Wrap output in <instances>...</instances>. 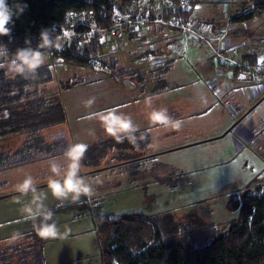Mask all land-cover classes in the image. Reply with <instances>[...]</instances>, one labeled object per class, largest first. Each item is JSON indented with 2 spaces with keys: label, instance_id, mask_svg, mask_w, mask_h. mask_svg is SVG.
<instances>
[{
  "label": "rangeland",
  "instance_id": "1",
  "mask_svg": "<svg viewBox=\"0 0 264 264\" xmlns=\"http://www.w3.org/2000/svg\"><path fill=\"white\" fill-rule=\"evenodd\" d=\"M141 1L144 0H139ZM185 1L189 2L188 9L192 10L191 18L195 21L207 23L198 18L202 11L211 16L216 11L218 15L225 16V21L232 23L230 29L226 26L225 39L238 49L233 58L235 61L244 63L239 54L245 51L250 53L254 48L251 43H254L262 46L257 59L264 63V33L260 32L264 31V25L262 29L257 26L264 23V9L251 12L260 0H245V8L250 9L246 15L241 11L240 0ZM116 2L118 6L121 0ZM253 16L254 20L247 22ZM235 21L237 25L234 24ZM85 22V15L79 17L74 14L69 18L68 24L61 28L62 31L68 30L67 35L62 36V46L64 41L67 42L74 35L70 30H77ZM154 29L143 27L135 37L124 40L133 44L132 51H123L122 44L117 46L118 51H123V63L134 65V50H146L153 46L160 51L158 54L162 59L170 58L167 57L168 49L174 42L167 37L170 28H156L153 31ZM170 30L180 32L178 29ZM197 30L200 28L197 27ZM149 31H153L155 37H150ZM188 31L190 32L185 33L184 44L191 43L189 36H192L193 30ZM144 36H149L148 41H145ZM78 39L76 42L85 44L83 38ZM197 43H192L182 51L181 47L179 50L175 49L174 53L181 52L182 56L174 59L172 69L163 76L168 82L167 89L155 95L150 93L157 81V75L153 74L148 76L144 93L134 83V86L128 85L132 89L124 87L125 96L120 95V101L129 97L128 94L140 97V101L153 96V105L162 104V108H166L174 119L182 121L181 129L157 130L150 126L147 114V127L142 129H148L145 134L148 135V146L140 147L136 157L111 158L110 155L94 166L92 163L82 164L80 175L92 185L93 195L90 198L81 197V202H65L62 207H58L59 202L47 189V180L51 176L49 160L55 158L63 162L62 154L70 144H89L108 136L94 114L106 110L107 107L104 106L113 103L114 94L111 89L116 84L123 85V82H116L109 67L104 70L96 69L101 73H94L87 66L83 68L71 65L72 61L66 66L53 63L51 68L55 73L54 80L39 88L44 95L48 94L64 103L66 121L41 129L38 136L10 133L0 138V247L6 248L11 244L9 238L14 232L24 233L34 228V222L24 221L22 212L25 204L32 199L31 194L22 196L15 191V185L27 175L33 176L37 188L46 194L44 203L53 212V220L59 229L56 238L45 239L43 243V257L48 264H101L98 229L106 217L119 218L133 214L150 216L158 212H170L177 221L188 222L193 227L198 222H212L220 231L228 229L230 220L239 218L238 211L231 212L226 203L228 194L240 191V188H225L229 193L215 196L214 200L209 199L216 191V184L229 179L234 173L253 175L242 188L245 192L256 196L251 189H255L258 184L264 186V173L258 177L261 168L260 161H257V158L264 159L259 154L264 153V133L259 130L264 128V103L244 116L264 97V69L238 70L237 75L242 74L239 77L248 79L250 75L247 72L251 70L256 75V79L250 81L246 89L244 83L232 79L234 65L220 64L210 48L201 42ZM143 44L146 47L143 48ZM6 47L10 53L20 48L16 47L15 42ZM109 52L110 48L107 49V53ZM45 57L46 63L51 64L52 59L47 54ZM217 70L220 71L219 74ZM223 72L226 73L222 75ZM82 78L90 81H80ZM93 82L97 84L92 86ZM251 88L255 92L262 90L258 97H250V101L247 91H252ZM92 97H95V102L91 107H86L85 102ZM136 109H139L138 106ZM118 111L125 114L123 109ZM129 116L140 130V120ZM238 121H241L242 128L251 131L252 138H246L239 127L234 126ZM228 129H233L231 135L226 134ZM219 135L222 138L209 141V137ZM196 141L200 143L195 144ZM29 143H37V147L29 148ZM113 149L112 154L119 152L117 148ZM247 154L253 158H247ZM261 166L264 167V162ZM175 168L181 173L176 172ZM258 179L263 182H256Z\"/></svg>",
  "mask_w": 264,
  "mask_h": 264
},
{
  "label": "trees",
  "instance_id": "2",
  "mask_svg": "<svg viewBox=\"0 0 264 264\" xmlns=\"http://www.w3.org/2000/svg\"><path fill=\"white\" fill-rule=\"evenodd\" d=\"M172 1L178 3L180 0ZM131 2L132 0H121L117 6L116 0H8L14 12L20 5L27 7L23 13L13 16L14 23L9 25L11 34L0 36V44L5 46L15 42L16 47L35 48L39 43L42 29H50L53 36L62 37L61 28L68 24L69 18L74 14H78L79 17L85 15L87 22L81 24L72 39L64 41L61 50L57 51L55 48L42 50L52 62L45 63L35 77L31 73H25L28 77L26 80L20 77L14 80L7 79L4 70L0 69V138L10 133L38 136L41 129L66 121L64 103L48 94L44 95L39 88L40 85L54 80L55 73L51 68L53 63L66 66L72 61L73 66L83 68L87 66L94 73H101L93 64L99 60L103 68L111 69L116 82L133 86L135 83L142 93L148 83V76L153 74L157 75V81L151 94L160 93L168 88V82L163 76L172 69L174 58L162 59L158 54L159 50L141 48L134 50L136 55L134 65L123 63L121 60L123 51L133 50V44H128L129 41L124 40L135 37L138 32L121 24L112 10L114 7H118L122 12L130 10L134 7ZM154 3L155 0L149 2L138 0L136 11H142L147 5L153 7ZM166 3L167 0L162 2L160 13H156L154 8L153 11L156 14L163 13L166 17H180L184 20L191 18L192 10L188 9V6L178 7L176 13L172 15L170 11L165 10ZM256 7L264 9V3L257 4ZM222 20L205 24L212 23L213 33L218 35L225 29ZM218 25L221 26L217 27ZM151 27L169 28L159 25ZM93 28L99 32L89 36ZM118 28H121L122 32L120 37L114 34ZM180 32V37L185 41V32L182 30ZM78 38H83L85 44L76 42ZM223 41L224 47L220 53L235 58L231 54L235 56L238 49L236 52L233 51L235 46L231 45L232 49L229 50L227 40L224 38ZM120 44L124 46L121 52L117 50ZM218 45L219 42H214L216 49H219ZM109 48L111 52L107 53ZM239 55L244 63L263 66V62L257 59L254 53L245 51ZM149 57L152 59L149 60ZM240 69L242 68L234 67L231 74L236 76ZM84 79L80 81H88ZM68 86L67 83V88ZM141 133L147 134V130H139L137 133L138 147L127 141L117 144L109 136L87 144L89 147L82 164L92 163L94 166L99 160L109 158L107 156L110 155L111 158L138 156L137 150L142 146H148L149 143L147 138L139 139ZM28 147H37V143H29ZM113 148H117L119 152L112 154ZM175 170L179 172L177 168ZM226 204L231 212L238 211L239 217L230 220L226 231H220L216 224L205 221L198 222L193 227L188 222L175 220L170 212H158L150 216L133 214L119 218L106 217L98 229L101 264H264V196H255L241 188L240 191L235 190L228 194ZM44 240L37 235L35 228L24 232L21 241L8 244L6 248L0 247V264H48L42 252Z\"/></svg>",
  "mask_w": 264,
  "mask_h": 264
},
{
  "label": "clouds",
  "instance_id": "3",
  "mask_svg": "<svg viewBox=\"0 0 264 264\" xmlns=\"http://www.w3.org/2000/svg\"><path fill=\"white\" fill-rule=\"evenodd\" d=\"M27 5H20L16 12L9 6L8 0H0V36L11 34L10 24H13V16L23 13ZM224 20V19H223ZM52 30L42 29L39 43L35 48L28 46L17 48L14 53H10L4 44H0V69L4 70L5 78L28 79L25 73H31L33 77L38 75V70L46 63L43 49H62V37L52 35ZM30 43V42H29ZM231 44V43H230ZM207 47V46H206ZM245 64V63H243ZM248 64V63H246ZM239 67V66H235ZM246 68V67H239ZM95 102V97L89 98L85 102L86 107H91ZM154 97H145L150 126L159 130L179 131L182 121L174 119L166 108H153ZM97 117L107 135L115 140L117 144L127 141L134 147H138L139 126L136 125L131 116L120 113L118 109H108L94 114ZM91 118V117H90ZM144 133L139 136L140 140L145 139ZM88 145L84 143L70 144L63 152V162L55 158L48 163L51 176L47 180V189L52 197L59 202L58 207H62L65 202H81V197L90 198L93 195V187L87 183L80 175L81 165ZM59 177V178H57ZM15 191L22 196L31 194L32 199L25 204L22 209L25 222H34L37 235L43 239L56 238L59 235L57 224L53 220V212L44 203L46 194L42 193L36 186V181L31 175H27L20 183L15 185ZM19 203V201H17ZM23 239V233L17 231L9 238L10 243H15Z\"/></svg>",
  "mask_w": 264,
  "mask_h": 264
},
{
  "label": "crops",
  "instance_id": "4",
  "mask_svg": "<svg viewBox=\"0 0 264 264\" xmlns=\"http://www.w3.org/2000/svg\"><path fill=\"white\" fill-rule=\"evenodd\" d=\"M162 2H164V0H160L159 2H157L155 0V3L153 4V8H154V10H155L156 13H160L161 12V9H162V6H163ZM260 3H264V0L257 1V4H260ZM246 4H247V1H245V0H240L239 1V6L241 7V11L245 15L250 10V9L247 10L248 8H245L246 7ZM250 7H252V6H250ZM245 10H247V11H245ZM213 12H214L215 15L214 16H211L209 13L205 15L203 13V11H202L201 16L198 17V18H202L203 20H206L205 22H216V21H218L220 19H225V16L218 15V13L216 11H213ZM190 16H193V12L191 13ZM253 20H254V16L251 19H249L247 22H252ZM234 24L237 25V21H235ZM263 25H264V23L259 24L257 26H260L261 29H262ZM156 28H158V27H155V29ZM155 29L153 31H155ZM153 31H149L151 33V36L150 37L153 36ZM168 32H169L168 33V36H167L168 39L171 38V39L174 40V42L169 46V49H168L169 54L167 55V57H170V58L172 57L174 59L177 58V57H179V56L181 57L182 56V53L181 52L180 53H174L175 49L178 48V50H179L180 47H181V51H182V49L185 50L190 45H193V44L192 43H189V44L185 45L186 43L184 44V42H185L184 41V38L182 39L180 37V34L181 33H179L178 31L175 33V30H170L169 29ZM260 32H263L264 33V31H260ZM144 37H146V40L145 41H148L149 36L148 37L147 36H144ZM153 37H155V35ZM145 41L143 39V42H145ZM251 44L254 45V48L251 49V52L250 53L251 54L254 53V54H256V56H258L259 54H261V50H262L261 48H262V46H259V45L254 44V43H251ZM145 47H146V45H145ZM153 48H155V47L153 46ZM153 48H151V49H153ZM259 66L261 67L260 69H264V63H263V66H261V65H259ZM246 68H248V69H259V68H255V67H250V68L249 67H246ZM217 73L219 74L220 71L217 70ZM225 73L223 72L222 75H224ZM247 73L250 75V77L248 79L247 78H243V77H239L242 74H238L236 76L232 75L231 77L235 81H241L242 83H244V85L246 86V89H247L248 88V85H249V82L256 79V75L253 73V70L248 71ZM95 84H97V82H93L92 83V86L95 85ZM125 86H126V88H129L127 84H125V85L116 84L113 87V89H111L112 92H113V94H114V96H113V103L110 104V105H107V106H104V105H102V106L107 107L106 110H108V109H118V110L123 109V111L125 112V114L132 115L135 118H137L138 120H140V123H139L140 130H147V132H148V129H142V128L143 127H147L145 125L146 115L148 114L149 111H151V109L146 108V106L144 104V100L143 101H140V99H139L140 97L132 96V94H128L129 97H127L124 100L120 101V95L125 96V93H123ZM129 89H132V88H129ZM251 90H252V88H251ZM261 90H259L258 92H255L253 90L252 91H247L248 100L251 101V98L250 97H253V98L258 97V95L260 94V91ZM125 91H126V93L128 92L126 89H125ZM262 92H264V90ZM153 95H155V94H153ZM263 103H264V97L262 98V100L260 101V103H256L251 109H249L244 114V116H246V114L250 113L251 110L259 108L260 105H262ZM137 106H138L139 109H136ZM162 107H163L162 104H154L153 105V108H156V109H160ZM147 109H149V111ZM102 111H105V110H102ZM262 113L264 114V111H262ZM240 122L241 121H238L234 126H238L239 129H240V131H241V133H243V135L246 138H248V139L252 138L253 135L251 134V131L248 130V129L242 128ZM259 130H260V132H263L264 133V128H259ZM228 133H230V134H228ZM231 133H233V129H230L226 134L231 135ZM218 138H222V137L220 135H219V137L218 136H212V137H209V141H216V140H218ZM239 139L241 140V137H239ZM199 143L200 142H197V141L195 142V144H199ZM204 143H206V142H202V144H204ZM240 152H244V151H240ZM259 154H261L262 156H264V153L263 152H260ZM247 155H248L247 158H253L251 155H249V154H247ZM212 157L213 158H216L215 156H212ZM212 157H210V158H212ZM225 158H228V157H225ZM257 161H260L261 174L258 175V177H261V175L264 173V167L261 166V163L264 162V159L261 160V159L257 158ZM255 176H256V174H255ZM252 177H253L252 174H246V173H242V174H236V173H234V174H232V176L229 179L225 180L224 182H218L216 184V191H215V193H212L211 199H209V200H214V197L215 196L223 195V193H225V194L226 193H229V191H227V192L225 191V188H229V187H232L233 189H238V188L241 189V188H243V186L245 185V183L248 182V181H250ZM238 178H242L243 180H239ZM263 180L258 179L256 182H258V181L259 182H263Z\"/></svg>",
  "mask_w": 264,
  "mask_h": 264
},
{
  "label": "built area",
  "instance_id": "5",
  "mask_svg": "<svg viewBox=\"0 0 264 264\" xmlns=\"http://www.w3.org/2000/svg\"><path fill=\"white\" fill-rule=\"evenodd\" d=\"M150 0H147L149 2ZM188 1L180 0L178 3H175L172 0H167L165 10L170 11V13L173 15L176 13L178 7H186L188 5ZM134 7H132L130 10H127L125 12L119 11L120 9L118 7H114L112 12L114 16L123 23L125 27H130L132 31L139 32L143 27H151V25H159L162 27H169V28H177L179 30H182L183 32H190L188 30H193V33L191 32L192 36H189L192 43L201 42L204 46L210 47L213 49L214 54L217 56L219 63L223 65H234L239 67H255V68H261L260 66H251L250 64H243L235 61L232 57L226 56L220 53V50L224 47V38L226 37V31L230 29L232 24H229L227 21L222 20L225 24V29H222L218 35H214L213 33V25L201 23L198 21H195L191 18L188 20H184L180 17L174 18V17H166L163 13L162 14H156L153 11V7L150 5H147L142 8V11H136L137 9L135 6L138 5V0H132L131 2ZM253 9V10H252ZM251 9V12L259 11L260 9L258 7H253ZM143 26V27H142ZM142 27V28H141ZM197 27L200 28V30H197ZM119 30H115V35L120 37L122 32L121 28H118ZM71 34H76V30H70ZM67 31H63V35L67 33ZM94 33L99 32L96 31L95 28H93L89 34V36H92ZM73 35V36H74ZM70 39V38H69ZM68 39V40H69ZM72 39V38H71ZM202 40V41H201ZM101 41H105L104 39H101ZM214 42H219V49H216L214 46ZM227 46L231 47V44L227 42ZM232 49V48H231ZM230 49V50H231ZM237 48L233 51L236 52ZM231 56L234 57V55L231 54ZM152 57H149V60H151ZM96 69L104 70L102 67V63L98 60L95 63H93ZM259 81V80H258ZM257 81V82H258ZM131 86V84L129 85ZM252 192L256 194V196H264V186L261 184H258L255 189H251Z\"/></svg>",
  "mask_w": 264,
  "mask_h": 264
},
{
  "label": "snow or ice",
  "instance_id": "6",
  "mask_svg": "<svg viewBox=\"0 0 264 264\" xmlns=\"http://www.w3.org/2000/svg\"><path fill=\"white\" fill-rule=\"evenodd\" d=\"M65 35H67V33H65Z\"/></svg>",
  "mask_w": 264,
  "mask_h": 264
},
{
  "label": "flooded vegetation",
  "instance_id": "7",
  "mask_svg": "<svg viewBox=\"0 0 264 264\" xmlns=\"http://www.w3.org/2000/svg\"><path fill=\"white\" fill-rule=\"evenodd\" d=\"M30 231V230H29Z\"/></svg>",
  "mask_w": 264,
  "mask_h": 264
}]
</instances>
